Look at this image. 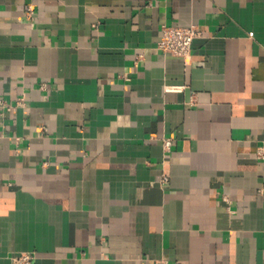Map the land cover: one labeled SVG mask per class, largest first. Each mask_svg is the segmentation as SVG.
<instances>
[{
	"label": "crops",
	"instance_id": "0c3cea01",
	"mask_svg": "<svg viewBox=\"0 0 264 264\" xmlns=\"http://www.w3.org/2000/svg\"><path fill=\"white\" fill-rule=\"evenodd\" d=\"M164 24L203 33L188 63ZM23 253L264 264V0H0V264Z\"/></svg>",
	"mask_w": 264,
	"mask_h": 264
},
{
	"label": "built area",
	"instance_id": "2783aa9c",
	"mask_svg": "<svg viewBox=\"0 0 264 264\" xmlns=\"http://www.w3.org/2000/svg\"><path fill=\"white\" fill-rule=\"evenodd\" d=\"M29 16L32 15V10L29 11ZM203 33L196 25L188 27L183 26H169L164 24L162 26V38L158 44L159 50L164 54L183 58L186 63L191 60L193 44L195 40L202 38ZM169 91H180V88H169ZM174 141L172 139H164L163 146L165 150H170L173 147ZM35 261L33 253H23L21 255L13 256V264H32ZM160 264H170L168 260H162Z\"/></svg>",
	"mask_w": 264,
	"mask_h": 264
}]
</instances>
